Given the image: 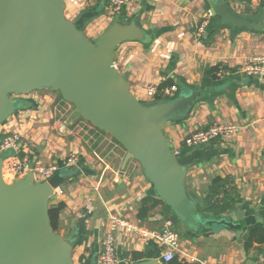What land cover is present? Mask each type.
I'll use <instances>...</instances> for the list:
<instances>
[{"label":"crops","instance_id":"crops-1","mask_svg":"<svg viewBox=\"0 0 264 264\" xmlns=\"http://www.w3.org/2000/svg\"><path fill=\"white\" fill-rule=\"evenodd\" d=\"M63 1L65 15L70 11L74 21L86 12H98L99 24L90 28L87 22L84 29L95 39L114 21L135 22L150 36L147 44L124 42L114 53L115 67L138 101L150 102L145 93L148 85L171 83L165 88L174 89L168 98L185 89L215 88V93L198 102L186 118L166 123L162 133L167 142L178 147L185 136L213 123L239 126V134L232 140H217L197 149L200 157L188 165L184 185L200 208L199 201L210 182L216 177L229 178L238 194L230 219L241 228L203 235L184 231L179 258L195 257L211 264H264V245L253 244L245 250L242 240L247 232L264 228V77L241 71L247 58L264 52V23L259 25L264 0H226L229 12L248 21L251 30L223 26L210 16L208 0H141L114 19L105 17L108 0ZM216 66L220 67L215 74L219 80L213 81L209 69ZM43 92L18 97V108L3 128L22 137L25 154L33 163L71 171L60 187L61 195H54L50 204L65 205L59 214L57 234L73 241V261L76 257L79 264L96 263L112 215L147 229L162 230L169 223L164 220L170 216L167 207H157L144 222L136 218L141 200L156 195L140 165L131 160L123 167L125 150L89 123L70 129L76 119L67 131L61 130V119L66 125L72 111L57 115L55 99ZM23 102L27 103L24 107ZM71 154L76 161L68 168L65 163ZM236 211L243 212L244 218L237 220ZM115 248L120 264H133L132 252L141 254L144 261L156 259L161 251L151 240H131L121 234H115Z\"/></svg>","mask_w":264,"mask_h":264},{"label":"water","instance_id":"water-1","mask_svg":"<svg viewBox=\"0 0 264 264\" xmlns=\"http://www.w3.org/2000/svg\"><path fill=\"white\" fill-rule=\"evenodd\" d=\"M208 1L210 16L223 26L253 29L229 12L226 0ZM97 15L86 12L69 21L63 0H0V126L17 110L18 97L44 90L58 93L73 106L66 125L80 118L109 135L126 152L123 167L136 161L158 199L189 233L200 235L212 227L239 230L241 224L231 219L200 216L184 185L188 165L200 152L174 157L162 133L166 123L186 118L215 88L196 87L159 101H138L117 71L114 53L124 42L147 44L150 36L135 22L116 21L91 41L83 24ZM263 23L264 14L259 25ZM211 79L219 77L212 74ZM62 170L69 169L43 182L28 173L8 184L0 155V264H75L73 241L52 230L48 215L55 190L71 176ZM234 216L244 218L241 211ZM135 264L159 263L152 258Z\"/></svg>","mask_w":264,"mask_h":264},{"label":"built area","instance_id":"built-area-1","mask_svg":"<svg viewBox=\"0 0 264 264\" xmlns=\"http://www.w3.org/2000/svg\"><path fill=\"white\" fill-rule=\"evenodd\" d=\"M141 0H108L109 14L116 16L123 11L137 5ZM201 30L198 31V36ZM241 71L249 76L264 77V52L249 57L241 66ZM174 89H163L160 94L163 98L171 96ZM156 85H148L145 89L147 98L154 101L158 93ZM61 130L66 131V126H61ZM60 130V132H61ZM240 128L235 124L213 123L203 130L195 131L181 139L178 147H173L171 152L174 157L182 155L183 151L191 152L211 142L229 141L239 134ZM0 155L13 154L23 156L13 161L6 170L12 173L14 178H21L28 173L33 174L36 182H43L51 178L59 171L56 165L45 166L43 164L33 163L25 154V142L22 137L15 132L6 131L3 124L0 126ZM76 156L71 154L65 167H72L75 164ZM60 188L55 190V195H61ZM115 234H121L131 240L153 241L161 248L156 261L159 264H171L175 259L178 264H211L207 261H201L195 257L179 258L181 255V245L178 235L170 229V224L166 223L162 230H151L139 225L133 224L121 216L112 215L109 219L108 233L104 237L101 250L97 255L95 264H120L117 249L115 248Z\"/></svg>","mask_w":264,"mask_h":264},{"label":"trees","instance_id":"trees-1","mask_svg":"<svg viewBox=\"0 0 264 264\" xmlns=\"http://www.w3.org/2000/svg\"><path fill=\"white\" fill-rule=\"evenodd\" d=\"M235 1H241V2L246 1L249 3L250 0H235ZM80 16L81 15H79L77 17V19ZM86 23L87 22H85L83 24L84 27H85ZM219 70H220V67L216 66V67L209 69V73L210 74H218ZM221 70H223L225 72H229V73L234 72V70H229V69H221ZM170 87H171V83H163L161 86L158 87V91L165 89V88H170ZM59 98L61 101H63L60 95H59ZM162 99H165V98H163V96L160 94L158 95V93H157L154 100L159 101ZM26 104L27 103L23 102V107ZM2 137L3 136L0 135V140L2 139ZM22 156H23L22 153L18 156H15V155L9 154V153L1 155V157L3 159V177H4V180L8 184L11 183V179L9 178L8 175H5V169L13 161H15L18 158H21ZM237 198H238L237 189H236V187H234V185L232 184L230 179L227 177H224V178L216 177L210 182L205 195L199 201L201 207L199 208L197 206V209H198V212L202 218L216 219V220H220L223 218L230 219V213L236 209ZM64 206L65 205L63 202H58V203L52 205V204H50V201H49V210H48L49 220H50L52 230L56 233L58 230L59 214L64 209ZM159 206L160 207H166L165 204L160 199H158V197L156 195L154 198L153 197L143 198L141 200L139 208L137 210L136 218L141 222L146 221L148 218V214L151 213L152 211H154ZM164 220H166V222H170V229L172 231H173V229H172L173 225L177 224L179 226H182L184 231L188 232L183 227V225L180 223V221L174 217V215L171 213V211H170V216H166L164 218ZM220 229H225V228L212 227V228L207 229L206 231L202 232L200 235L212 233L213 231L220 230ZM225 230H227V229H225ZM228 231H233V230H228ZM182 234L180 235L181 237H182ZM194 235H198V234H194ZM242 240H243V247L245 250H248L251 246H253V244L264 245V228H256V229H253V230L247 232L246 234H244L242 236ZM130 259H131L133 264L138 263L140 261H143L142 255L137 253V252H132L130 254ZM171 264H178V263L176 262V259H175Z\"/></svg>","mask_w":264,"mask_h":264},{"label":"rangeland","instance_id":"rangeland-1","mask_svg":"<svg viewBox=\"0 0 264 264\" xmlns=\"http://www.w3.org/2000/svg\"><path fill=\"white\" fill-rule=\"evenodd\" d=\"M108 13H107V15L105 17H111L112 19L115 18V16L110 15ZM65 16H66V19H68L69 21H72L73 20V16H72V14H71L70 11H68ZM96 19H97V17H95V18L87 21V22H89V27L90 28L91 27H95L97 24H99V20H96ZM114 22H116V21H114ZM83 32H84V34H85L86 37L88 35L87 38H89V40H91V41H94L95 40V38L92 36V34H91V32L89 30H87V31L84 30ZM86 32L88 33L87 35H86ZM34 93H36V92H34ZM43 94L49 95L53 99H55V104L54 105L57 104L56 105V109H55L56 112H57V115H59L61 113H64L65 111L66 112H69V111H72L73 112V106L71 104H68V103L64 104V103L60 102L61 100L59 98V94L58 93H53V92H51L49 90H44ZM13 98H15V97H13ZM18 101L20 102L21 99H18ZM77 121H75V122H73V124H71L70 129H72L73 127H75L76 124H79V123L86 124V125L88 124L87 122H85L84 120H82L80 118H78ZM60 122H61V126L65 125V121H63L62 119H61ZM65 126H66V131H67L69 129V126L68 125H65ZM168 144H169L170 149H173V145L171 144V142H168ZM62 174L63 175H71V171H69V170H62ZM5 175H8L9 178L11 179V183L10 184H12V181L13 182L15 181V178L12 176V173L9 172V171H7L6 169H5ZM169 224H170V222H169ZM152 229H154V228H152ZM172 229L178 235L179 239H181L180 238L181 237L180 235L184 232V229L182 228V226H179V225L176 224V225H173ZM74 263L75 264H79L78 261H77V259H76V257H75V262Z\"/></svg>","mask_w":264,"mask_h":264},{"label":"bare ground","instance_id":"bare-ground-1","mask_svg":"<svg viewBox=\"0 0 264 264\" xmlns=\"http://www.w3.org/2000/svg\"><path fill=\"white\" fill-rule=\"evenodd\" d=\"M3 179H4V177H3ZM5 181V180H4ZM6 182V181H5ZM13 182V181H12ZM7 183V182H6Z\"/></svg>","mask_w":264,"mask_h":264}]
</instances>
